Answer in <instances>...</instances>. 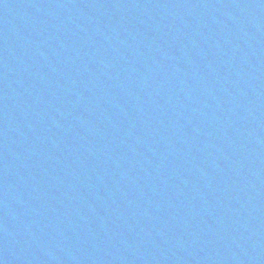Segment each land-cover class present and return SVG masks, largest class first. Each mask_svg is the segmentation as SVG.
I'll use <instances>...</instances> for the list:
<instances>
[{
  "label": "water",
  "instance_id": "obj_1",
  "mask_svg": "<svg viewBox=\"0 0 264 264\" xmlns=\"http://www.w3.org/2000/svg\"><path fill=\"white\" fill-rule=\"evenodd\" d=\"M0 264H264V0H0Z\"/></svg>",
  "mask_w": 264,
  "mask_h": 264
}]
</instances>
